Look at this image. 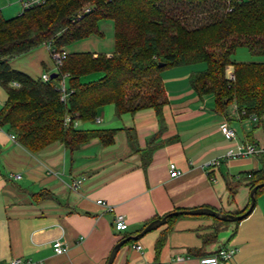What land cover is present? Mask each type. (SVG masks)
I'll return each mask as SVG.
<instances>
[{"label": "crops", "instance_id": "0c3cea01", "mask_svg": "<svg viewBox=\"0 0 264 264\" xmlns=\"http://www.w3.org/2000/svg\"><path fill=\"white\" fill-rule=\"evenodd\" d=\"M113 27L98 25L102 36L78 41L74 51L63 50L110 57L114 36L107 42L102 38L107 32L114 33ZM89 41L93 49L84 44ZM9 66L33 80L55 72L45 45L13 58ZM204 69L194 64L160 73L167 97L162 122L153 109L116 117L113 105L99 108L93 121H74L79 131L115 130L110 146L95 138L73 153L57 142L32 153L10 139L7 127L0 128V264L15 259L24 264H106L111 250L125 236H135L149 222L169 213L210 208L234 215L247 210L250 187L239 179L264 169V157L222 161L218 171L210 173L203 165L239 146L264 147V118H240L233 103L221 112L212 95L199 97L190 87L189 77ZM0 91L5 103L6 93L1 87ZM225 123L235 132L232 141L220 131ZM124 129L135 132L136 150L129 145ZM150 149V160L143 170V159ZM171 163L181 172L176 178L169 176ZM77 181L80 184L72 188ZM228 183L237 186L233 196ZM40 192L51 194L53 199L35 201L32 196ZM98 200L112 206L114 213L97 205ZM116 213L127 221V230L122 233L112 229ZM212 226L209 217H180L122 246L112 264H199V258L221 248L236 250L228 264H264V188L255 195L248 217L227 225L215 242L203 245L202 236L210 234ZM54 241L67 246L68 252L54 254ZM158 241H162L159 248Z\"/></svg>", "mask_w": 264, "mask_h": 264}, {"label": "trees", "instance_id": "16d2710c", "mask_svg": "<svg viewBox=\"0 0 264 264\" xmlns=\"http://www.w3.org/2000/svg\"><path fill=\"white\" fill-rule=\"evenodd\" d=\"M170 3L180 5V9ZM86 7L91 11L83 14ZM200 12L207 18L194 25L190 17ZM102 20H111L114 26L110 57L90 52L68 54L57 78L47 82L10 68V60L42 45L64 49L91 36H101L98 23ZM238 47H245L251 55L264 56V0H49L11 19H4L0 13V87L6 93L0 108V128L7 127L16 142L32 153L56 142L73 153L95 138L110 146L115 130L79 131L74 121H93L99 108L113 105L116 117L153 109L162 122L167 97L160 73L194 64L205 65L203 71L189 77V85L199 97L212 95L221 112L233 103L240 118L255 116L261 120L264 63L233 62L231 56ZM228 67L233 68L232 82L225 77ZM94 73L102 77L81 83L82 77ZM63 75L69 91L65 102L57 90ZM124 131L136 150L135 132ZM151 151L143 159V170ZM239 181H245L251 190L264 183V169L243 174ZM227 187L233 196L237 186L228 183ZM32 198L38 201L53 196L40 192ZM180 217L169 216L166 225ZM211 219L212 232L202 236L203 245L215 242L217 234L230 224ZM161 243L157 242V248Z\"/></svg>", "mask_w": 264, "mask_h": 264}, {"label": "built area", "instance_id": "2783aa9c", "mask_svg": "<svg viewBox=\"0 0 264 264\" xmlns=\"http://www.w3.org/2000/svg\"><path fill=\"white\" fill-rule=\"evenodd\" d=\"M4 1H10V0H4ZM49 0H16L17 3L21 5L22 11L19 13H23L26 10L37 8L40 6L45 5ZM91 11L90 8L86 7L83 9V14H88ZM81 17V14L77 17V20H79ZM47 48L49 49V53L51 56V59L53 61V65L55 68V72L58 73L59 69L62 67L63 61L67 57V53L63 49H56L55 46L51 44H45ZM66 75H63L61 77V80L58 82L57 85V90L60 92V100L62 102H65L69 91L66 86ZM226 78L228 81H234V75L233 71L229 70L227 72ZM50 77L48 74L42 75L40 80L42 82H47L49 81ZM13 87H18L16 83H12ZM0 108H2L0 104ZM253 121H256L257 118L255 116L249 117ZM69 117H66L65 123L69 122ZM220 131L224 138L226 140L232 141L235 139V132L232 128L229 127L228 124H223L220 127ZM10 139L16 142L15 136L10 135ZM264 154V147H259L256 145H245V146H239L237 147L236 151H228L224 156L221 158L213 159L209 162H206L203 167L207 173L213 172V171H218L222 161H227V160H235L239 158H244V157H258L260 155ZM169 170V176L171 178H176L178 177L181 172L176 168L174 164H169L168 166ZM16 178H19V176H16ZM211 180H214L211 178ZM80 184V181L74 182L72 185V188H76ZM97 205L102 206L106 212L108 213H114V208L102 200H98L96 202ZM112 229L116 233H122L127 230V221L124 215L122 214H113V220H112ZM53 252L56 255H64L68 252L67 246L63 245L60 241H54L53 242ZM136 250L140 251L141 247L136 246ZM236 250L233 248H221L215 253L201 257L198 259L199 264H228L234 257ZM177 260H181V258H177ZM10 264H24V262L21 259H15L13 260Z\"/></svg>", "mask_w": 264, "mask_h": 264}, {"label": "rangeland", "instance_id": "374dc122", "mask_svg": "<svg viewBox=\"0 0 264 264\" xmlns=\"http://www.w3.org/2000/svg\"><path fill=\"white\" fill-rule=\"evenodd\" d=\"M169 5H171V7L180 9V5H178V4L170 3ZM21 11H22L21 5L19 3H17L16 0H10V1L0 0V13H1L2 17H4L5 19L14 18ZM190 18L194 22V25H195V24H199L201 22H204L206 20V18H207V15H206L205 12H200L198 14H193ZM102 24H112V27H113V22L111 20H102V21H100L99 24H98L99 25V28H101ZM113 32H114V29H113ZM104 35H106V37H104L102 39H105L106 42L109 39L110 40H113V33L112 32H110V34H108V32H107ZM95 38L97 39L96 36H92L88 40H95ZM91 42L92 41H89V42H86L84 44H87L88 43L89 46L91 47V49H93V46H92ZM79 43L80 42L71 44L65 50L66 51L73 50L74 47L77 44H79ZM85 47H87V46H85ZM86 51H89V50H86ZM90 53H92V52H90ZM99 54H104V53H99ZM231 60L233 62H235V63H248V62L264 63V56H254V55H251L249 53V51L245 47H238L235 50V52L232 54ZM200 65H202L203 67H205L204 64H200ZM232 69H233L232 67H228L226 69L225 77H226L227 72L229 70L233 71ZM52 73H55V72H52ZM101 77H102V74L101 73H94V74H90V75L84 76L81 80H82V83H90V82H94V81L100 79ZM4 97H5L4 96V93L0 91V104H1V106L4 105ZM232 224H235V223H230L229 225L232 226ZM224 234H227V235L230 236L229 232L228 233L227 232L226 233L224 232Z\"/></svg>", "mask_w": 264, "mask_h": 264}, {"label": "water", "instance_id": "95a60500", "mask_svg": "<svg viewBox=\"0 0 264 264\" xmlns=\"http://www.w3.org/2000/svg\"><path fill=\"white\" fill-rule=\"evenodd\" d=\"M163 64H159V67H162ZM50 79L53 80L55 78H57V73H52L49 75ZM264 187V183L259 184L254 186L249 193V198H250V203L249 206L247 208V210L241 214V215H231V214H222L218 211H215L213 209L210 208H197V209H191V210H179V211H175L169 214L170 217H179V216H191V217H209V218H213L216 220H219L221 222H226V223H236V222H240L241 220L245 219L246 217H248L251 212L254 209L255 206V194L257 192L258 189L263 188ZM169 216H164L160 219H156L153 220L151 222H149L137 235L135 236H128L126 238H123L121 241H119L114 248L111 250L110 255L107 259L106 264H112L116 254L118 253V251L120 250V248L125 245L126 243L133 241L136 242L138 241L140 238H142L144 235H146L149 232L155 231L158 228L166 225L167 221H168V217Z\"/></svg>", "mask_w": 264, "mask_h": 264}]
</instances>
